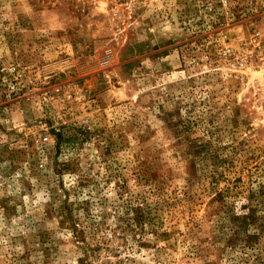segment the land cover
<instances>
[{"label":"rangeland","instance_id":"374dc122","mask_svg":"<svg viewBox=\"0 0 264 264\" xmlns=\"http://www.w3.org/2000/svg\"><path fill=\"white\" fill-rule=\"evenodd\" d=\"M205 0H0V264H264V53Z\"/></svg>","mask_w":264,"mask_h":264},{"label":"built area","instance_id":"2783aa9c","mask_svg":"<svg viewBox=\"0 0 264 264\" xmlns=\"http://www.w3.org/2000/svg\"><path fill=\"white\" fill-rule=\"evenodd\" d=\"M207 10L212 11L214 7L228 10L229 22L257 24L253 30L251 41L253 52L264 53V0H205Z\"/></svg>","mask_w":264,"mask_h":264}]
</instances>
